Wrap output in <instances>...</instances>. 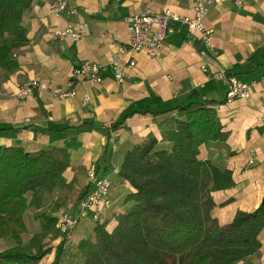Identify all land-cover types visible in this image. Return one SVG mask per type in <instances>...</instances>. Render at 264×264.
Wrapping results in <instances>:
<instances>
[{"label":"crops","instance_id":"1","mask_svg":"<svg viewBox=\"0 0 264 264\" xmlns=\"http://www.w3.org/2000/svg\"><path fill=\"white\" fill-rule=\"evenodd\" d=\"M53 1L34 0L23 14L28 41L15 53L17 71L8 81H0V128H12L0 131V145L21 146L29 152L68 148L71 165L65 178L68 183L86 179L82 187L76 186L80 191L90 184L85 177L88 164L95 163L98 176L112 182L106 209L111 216L121 200L124 208L129 205L124 200L134 191L119 176L126 153L149 136L158 139L159 149L172 145L162 140L151 112L201 99L225 101L218 111L228 137L202 145L200 153L202 159L233 172L234 185L213 193L217 204L213 216L227 224L238 210L254 211L264 197V59L257 56L264 55V0H249L242 6L223 0L213 6L206 24L215 31V47L204 56L199 53L202 42H190L186 25L175 23V32L157 56L137 53L136 65L124 68L122 82L115 77L112 59L131 39L128 18L147 6L160 11L166 5L191 15L193 0H68L78 10L75 14H55L50 7ZM80 23L85 34L78 40L55 34ZM252 60L259 66H248ZM86 61L102 66V82L81 78L74 95L62 96L61 92L71 90L74 68ZM220 69L240 82L255 83L251 96L229 101L227 81L213 75ZM33 80L45 87L29 97L16 95ZM143 110L149 112H138ZM127 115L131 116L124 126L111 131L109 138L107 130ZM107 141L109 151L104 155ZM75 206L73 213L78 201ZM259 241L258 253L236 264H264V228Z\"/></svg>","mask_w":264,"mask_h":264},{"label":"trees","instance_id":"2","mask_svg":"<svg viewBox=\"0 0 264 264\" xmlns=\"http://www.w3.org/2000/svg\"><path fill=\"white\" fill-rule=\"evenodd\" d=\"M33 2L0 0V81H8L18 69L14 54L28 41L22 19ZM257 56L264 59L260 52ZM254 64L252 60L248 66H259ZM224 102L201 99L151 112L162 140L172 143L170 149H159L158 139L149 136L127 152L119 176L134 189L124 200L131 206L118 215L112 232L104 222L96 221L94 234L78 244L70 263L236 264L258 253L264 197L254 211L238 210L227 224H220L213 216L217 206L213 193L234 185L233 172L202 159L200 153L202 145L228 137L218 111ZM128 116L113 124L106 135L110 138L111 131L123 127ZM108 151L107 141L104 155ZM70 165L71 152L66 147L29 152L21 146L0 145V240L11 238L15 242L0 250V264H40L52 252L43 243L36 250L24 245L19 232L27 229L25 214L31 204L40 208L48 193L72 187L65 178ZM92 187L90 182L79 193L78 209ZM28 195H32L30 201ZM40 218L47 228L55 227L58 220L48 213L38 215ZM65 250L61 241L56 264L62 261Z\"/></svg>","mask_w":264,"mask_h":264},{"label":"built area","instance_id":"3","mask_svg":"<svg viewBox=\"0 0 264 264\" xmlns=\"http://www.w3.org/2000/svg\"><path fill=\"white\" fill-rule=\"evenodd\" d=\"M223 0H193V10L191 15H181L174 11L170 5H166L162 10L156 11L146 7L143 11L133 14L128 18L131 39L128 44L121 46L112 59L115 66V77L118 81H123V70L126 66H135V55L145 51L150 58L157 56L159 50L165 46L170 36L175 32V23L180 22L186 25V36L190 42L201 41L202 49L199 53L201 56L213 52L215 47V31L212 27L207 26L206 19L210 9L221 3ZM238 6L244 5L249 0H233ZM51 10L55 14L78 12L76 8L68 5V0H54ZM57 36L61 38L70 37L78 40L85 34V25L80 23L77 26H69L65 29L56 31ZM16 57V54H14ZM204 71H208L207 66H203ZM216 79L227 81L228 100L246 99L252 94V88L255 83H244L229 76L225 70L220 69L213 73ZM86 79L96 84L103 80L102 66L96 62L86 61L76 66L73 75L69 81L68 92H61L62 96L74 95L77 80ZM45 85L37 80L24 83L16 95L19 97H29L34 95L37 88H44ZM88 95H85V100ZM264 120V116L262 118ZM89 181L93 183L90 192L81 200L79 209L80 215L75 216L72 213H64L58 217L57 227L62 237L61 241L65 242L66 247L72 244V236L76 226L80 222V217H94L99 220L104 214L107 206V196L111 190V182L107 178L98 177L95 167L88 171Z\"/></svg>","mask_w":264,"mask_h":264},{"label":"rangeland","instance_id":"4","mask_svg":"<svg viewBox=\"0 0 264 264\" xmlns=\"http://www.w3.org/2000/svg\"><path fill=\"white\" fill-rule=\"evenodd\" d=\"M260 72H256V75H258ZM243 80V78H240ZM1 80V75H0ZM224 81V80H223ZM223 81L220 84H223ZM141 144V143H140ZM127 154V153H126ZM126 156V155H125ZM95 167L96 164H88L87 173L85 177L87 178L88 171H90L91 167ZM89 179V177H88ZM90 182V181H89ZM86 183V179L79 180L76 179L72 181L70 184L72 187H63L58 188L55 191L48 193L43 200V205L40 208H37L34 205H30L26 214H25V221L27 225L26 231H20L19 234L23 239L24 245H29L30 248L33 250H36L38 245L44 244L46 247L49 246L52 248V252L45 256L43 260L40 262V264H56L55 256L57 253L58 245L61 243L62 237L59 232H57V221L55 227L47 228V226L44 227L43 225V219H38V215L42 213H48L54 217H60L64 213H73L72 211L75 209V205L77 202L78 193H80L81 188ZM112 183V182H111ZM80 191V192H79ZM32 195H28L29 201L31 200ZM132 203H129L128 206L125 208L123 207L124 203L121 200L119 204H117V207H115V210L112 212V215L109 216L106 214V209L108 208V204L106 206V209H104V214L100 217L99 220L94 219V217L88 216V217H80V222L76 226V229L74 230L73 236H72V244L66 247L65 255L63 256L62 261L60 264H75L70 263V255L73 254L78 247V241L83 240L87 238L88 236L94 234V228L96 226V221L104 222L106 224V228L112 232V226L114 227L115 224H117V218L118 215L125 212L127 208L131 206ZM215 209V208H214ZM76 216L80 215V209H77ZM107 215V217H105ZM105 219L110 220V223L107 224ZM15 242L10 238H5L0 240V250L7 249L11 246H14ZM244 260V259H243ZM240 262V261H239Z\"/></svg>","mask_w":264,"mask_h":264}]
</instances>
